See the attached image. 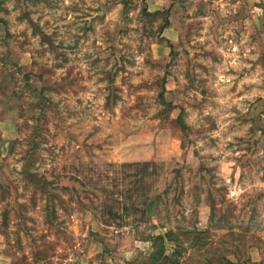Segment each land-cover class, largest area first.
Instances as JSON below:
<instances>
[{
  "label": "rangeland",
  "instance_id": "1",
  "mask_svg": "<svg viewBox=\"0 0 264 264\" xmlns=\"http://www.w3.org/2000/svg\"><path fill=\"white\" fill-rule=\"evenodd\" d=\"M0 120L13 263L264 264V0H0Z\"/></svg>",
  "mask_w": 264,
  "mask_h": 264
},
{
  "label": "crops",
  "instance_id": "2",
  "mask_svg": "<svg viewBox=\"0 0 264 264\" xmlns=\"http://www.w3.org/2000/svg\"><path fill=\"white\" fill-rule=\"evenodd\" d=\"M7 120H0V131L2 132L1 133V138H0V143H1V140H6V138H8V132L6 131V129L8 127H6V124H7ZM5 138V139H4ZM6 142V141H5ZM149 211V209H148ZM113 233H115L116 236H123L124 235V230L123 229H120V228H115L113 229ZM158 234H164V233H158ZM127 238V237H126ZM149 241V240H148ZM151 241V244H152V238L150 239ZM102 242H98L99 245H101ZM5 246H0V264H15L13 263L14 259H12V254H8L6 249L5 248H11L12 245H9V244H4ZM78 246V250H80L79 253H77L76 255L75 254H70L68 255V258L65 259V261H63V263L59 262L58 264H90V254L87 253L86 249H87V245L86 243L83 245V246H80L79 244L76 245V247ZM124 246V247H123ZM3 247V248H1ZM151 249L153 250V246L151 245ZM2 249H5L3 252ZM151 250V252H152ZM117 251L120 255V257L122 258V261L124 262H127V260L130 258L131 256V253H132V250L129 246H125V242L123 243V245L121 244L118 248H117ZM150 252V253H151ZM149 253V254H150ZM23 254V249H22V253ZM123 256V257H122ZM24 260H25V264H28L29 263V257H26L24 256ZM35 264H44L42 262H39L37 261Z\"/></svg>",
  "mask_w": 264,
  "mask_h": 264
},
{
  "label": "trees",
  "instance_id": "3",
  "mask_svg": "<svg viewBox=\"0 0 264 264\" xmlns=\"http://www.w3.org/2000/svg\"><path fill=\"white\" fill-rule=\"evenodd\" d=\"M172 238L168 235V233H164V234H156L152 237V246H153V250L152 252L148 255L147 260V264H159V259L161 258V255H163V261L160 264H177V260L176 261H170L168 255H166L165 251H166V246H165V242L171 240ZM158 242V245L157 243ZM157 246V247H156ZM160 255V257L158 258V256ZM158 258V259H157ZM232 264V263H229Z\"/></svg>",
  "mask_w": 264,
  "mask_h": 264
}]
</instances>
